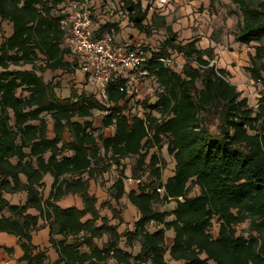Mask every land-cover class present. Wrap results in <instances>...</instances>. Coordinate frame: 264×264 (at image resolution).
I'll use <instances>...</instances> for the list:
<instances>
[{"label":"trees","instance_id":"16d2710c","mask_svg":"<svg viewBox=\"0 0 264 264\" xmlns=\"http://www.w3.org/2000/svg\"><path fill=\"white\" fill-rule=\"evenodd\" d=\"M71 1L0 0V28L3 22L12 26V34L3 36L0 44V233L18 239L20 261L264 264V87L256 108L251 107L229 80V72L211 64L214 48H200L197 38L179 42L169 25L158 51L140 45L152 57L139 70L160 87L154 104L143 102L149 111L143 117L129 114V81L120 76H113L105 103L73 89L70 97L61 98L58 85L46 82L43 74L78 69L75 60L66 61L70 54L63 46L60 25ZM207 1L210 8L219 3ZM229 2L240 15L235 42L260 44L264 0ZM122 5L130 25L150 35V6L134 0H122ZM91 11L95 37L119 33L114 22L95 24L92 5ZM152 20L153 25L165 23L155 15ZM173 54L185 61L181 72L162 61H171ZM245 70L253 82H264V45L255 48ZM94 111L104 114L99 129L93 124ZM49 120L53 138L48 136ZM104 129H111L112 135L105 136ZM165 138L174 161L173 175L166 180L161 156ZM133 157L136 162L128 176L124 163ZM113 167L119 170L109 188L110 198L119 203L126 197L139 213L133 230L122 233L120 213L107 202L99 204L90 193L91 181L97 182ZM46 175L53 184L45 199ZM129 179L138 184L127 192ZM16 193L26 194L24 204H10L4 197ZM68 195H77L82 209L58 205ZM170 203L173 209L157 208ZM105 206L116 225L101 214ZM214 219L216 237L211 231ZM41 223L49 229V245L57 254L54 261L47 248L32 243ZM244 223L247 236L238 234ZM151 226L156 230L151 232ZM167 231L174 235L170 247ZM4 249L10 255L14 252Z\"/></svg>","mask_w":264,"mask_h":264},{"label":"rangeland","instance_id":"374dc122","mask_svg":"<svg viewBox=\"0 0 264 264\" xmlns=\"http://www.w3.org/2000/svg\"><path fill=\"white\" fill-rule=\"evenodd\" d=\"M97 1V0H96ZM141 1L143 6H150L148 11L147 23L151 27L150 35L139 33L129 23L127 14L123 9L122 0H99L98 6L93 5V14L95 24L100 22H114L118 24L119 33L116 34V41L122 44L129 45H142L152 51H158L161 48L162 43L166 40L168 33L166 26H171L174 30L181 31V35L178 34L179 42H187L191 39L197 38L199 40L198 46L200 48L206 47L207 44H214V54L211 64L218 69H225L229 72V80L236 85L239 91L242 93V98H246L251 107L256 108L260 94L264 87L263 83L253 82L245 68L250 64V56L254 54L255 48L259 45H264V40L259 43H252L248 46L236 43L234 40V32L237 30V25L240 19V15L235 6H233L229 0H219L215 8H210L200 4L199 2L194 3L193 7L181 6L174 1L166 0H134ZM190 0H185V3ZM97 6V7H95ZM183 7V9L181 8ZM156 18H165V23L162 25L160 21L156 25H153V16ZM161 23V24H160ZM160 24V25H159ZM4 27L7 29V24ZM6 34L1 30L0 35ZM211 48V47H210ZM185 65L184 59L173 54L169 66L176 72H181ZM195 66V63L193 64ZM50 76V75H49ZM48 76V77H49ZM54 81L65 82L66 85L73 87L77 83L72 77L63 79L62 76H55ZM64 80V81H63ZM84 86H91V82L88 79H83ZM63 84V83H62ZM129 97L131 98L129 103V114L138 115L143 117L149 112L143 102L146 101L148 104H154L157 101V94L160 91L156 80L153 77H144L140 70L134 71L129 79ZM77 91L79 87L75 88ZM75 90V91H76ZM128 113V112H127ZM156 116L158 113L153 112ZM100 113L96 114L95 121L98 122ZM167 138L164 139L165 147L161 151V156L165 160L166 168L164 170V178L173 175L172 170L174 168L173 158L167 153L166 145ZM136 158H129L125 161V167L127 168L128 174H130L131 168L134 166ZM117 167L111 168L108 173L102 176V178L96 181H92V191L96 185H100L102 188L107 190V197L105 201L109 206L115 208L120 215H124L131 222L135 219L134 213L126 210L125 201L121 203L114 202L109 196V189H107L114 182L118 175ZM143 180H146L144 177ZM129 185L130 182L128 181ZM193 194L196 191L192 192ZM44 195H47V190H44ZM173 205H158L157 208L160 210L170 209ZM125 211V212H124ZM123 212V213H122ZM102 215L110 218L112 211L108 206L101 208ZM111 220V219H110ZM248 223H244L238 226V234L248 235L247 232ZM212 234L218 232V223L213 221V227L211 229ZM51 259H55L56 252L53 249L49 250Z\"/></svg>","mask_w":264,"mask_h":264},{"label":"built area","instance_id":"2783aa9c","mask_svg":"<svg viewBox=\"0 0 264 264\" xmlns=\"http://www.w3.org/2000/svg\"><path fill=\"white\" fill-rule=\"evenodd\" d=\"M91 5L92 0H72L60 25L64 48L96 86L99 100L105 103L113 76L129 81L132 72L145 66L152 55L140 45L117 42L111 33L95 37Z\"/></svg>","mask_w":264,"mask_h":264},{"label":"crops","instance_id":"0c3cea01","mask_svg":"<svg viewBox=\"0 0 264 264\" xmlns=\"http://www.w3.org/2000/svg\"><path fill=\"white\" fill-rule=\"evenodd\" d=\"M166 1H174L176 3V6H178V4H180L181 6H184V4H185L186 6L190 5V7H193L195 5L194 3H196V2H199L200 4L206 5L207 7L209 6V2L207 0H190L188 3L187 2L185 3V0H166ZM92 3H93V5H96V3H97V6H98L99 0H97V1L92 0ZM97 6H95V7H97ZM181 8L183 9V7H181ZM100 23H104V22H100ZM111 23H113V22H111ZM5 24H7V27H8L7 29L4 28L6 26ZM119 27H120V25H119ZM1 30L2 31L4 30L6 32V34H3V36H5V37H9L12 34V26L7 22L1 23L0 33H1ZM174 31L178 32L179 35H181V31L176 29L175 26H174ZM2 40H3V37H2V35H0V44L2 43ZM209 46L214 47V44H212V43H211V45L207 44L206 47H209ZM203 49H205V47H203ZM73 60H74V58L71 55L66 56V61L72 63ZM26 69H30V68L27 67ZM55 76H62V78L65 80H67V78L72 77V79L76 81L77 85L70 87V86H68V84L66 85L65 82H62L63 84L62 83L60 84V82L53 80V78ZM43 77H44V80L46 82H53L54 84L58 85L57 89H56V93L61 98L70 97L72 89L76 90L75 88L79 87L80 89L78 91L76 90V92L78 94L84 93L88 96L94 95L100 103H103L98 98L96 86L88 79L87 75H85L79 69L75 70L72 73L71 72H63L60 70L53 71V72L52 71H46L43 74ZM86 78L88 79V81L91 82V86H84L82 84L83 83L82 80L86 79ZM97 113H100L102 115V116H100L98 122L95 121ZM103 115L104 114L102 112L94 111V117L92 118V120H93V124H94L95 128H97V129L101 128ZM48 130H49L48 131L49 138H53L54 137L53 122L51 120L48 121ZM103 132H104L105 136H107V137L111 136L113 133L111 129H104ZM66 139L69 140L68 136H66ZM172 173H173V170H172ZM127 175L129 176L130 174H128V172H127ZM170 176H172V175H170ZM170 176H167L165 178L163 177V178H164V180H166ZM43 182L45 184L44 190L45 189L47 190V195L46 196L44 195V198L46 199L48 197L50 191H51V187L53 184V178L50 175H46L44 177ZM129 182H130L129 185L126 183V191L127 192L132 190V189H137V184H138L137 180L131 179V181H129ZM92 187H93V185H92V181H91L90 193L92 195H95L98 198V203L100 204V203H102V201H105L106 197H107V190L102 188L99 184L94 187L93 191H92ZM110 187L111 186H109L107 189H109ZM4 197L10 204H13V205L24 204L26 201V194L25 193L4 194ZM122 201H125L124 205H126V210L131 212V213H134L135 219L133 220V222H131L127 218H124V215L121 214L120 216L123 218V223L118 225V231L120 233L124 232L127 229L133 230L134 223L139 219V213H138L137 209L133 205L130 204L128 199L126 197H124L122 200L119 201V203H121ZM58 205H60L62 208L77 207L79 209H82V207H83L82 202L77 195H68V196L62 198L58 202ZM169 205H173L170 209L174 208V203H170ZM29 213L36 214V212L34 210H29ZM3 215L9 216V213L4 211ZM0 216H1V214H0ZM103 216H105V215H103ZM109 219H111V221H110L111 224H113V225L117 224V220L113 219L112 216ZM41 225H42V227L40 228V230H38L36 233H34L33 238H32V243L35 246H37L39 249L47 248L48 249V255H49L50 254L49 250L52 249L49 245V229L44 223H41ZM155 230H156L155 226H151L150 231L153 232ZM216 236H217V233L214 234V237H216ZM173 237H174V235H173L172 231L166 232V244L168 247L171 246L172 241H173ZM4 248H12L14 250V252L10 255L5 251ZM122 248L126 249L124 247V244H122ZM137 252H138V249L135 248L133 253L136 254ZM22 255H23V252H22V250L18 244V239L13 235H10L7 233H0V264H26L24 261H20V258L22 257ZM55 255H56L55 259L50 258V260H52V261L56 260L57 254H55ZM49 257H50V255H49ZM110 264H115V263L113 261H111ZM169 264H177V263L169 262Z\"/></svg>","mask_w":264,"mask_h":264}]
</instances>
